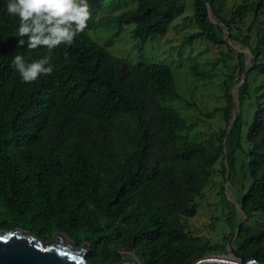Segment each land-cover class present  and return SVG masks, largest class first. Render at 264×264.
Masks as SVG:
<instances>
[{"label":"trees","instance_id":"16d2710c","mask_svg":"<svg viewBox=\"0 0 264 264\" xmlns=\"http://www.w3.org/2000/svg\"><path fill=\"white\" fill-rule=\"evenodd\" d=\"M105 1L89 0L86 28L71 46L51 53L52 74L31 83L20 80L12 56L19 51L31 61L47 53L18 47V20L0 11V227L30 231L45 242L56 232L66 233L77 246H91L89 264H119L122 257L114 247L134 251L141 264H194L213 248L226 247H210L189 234L185 223L196 216V200L217 173L216 165L226 159L235 172L245 123L237 116L231 125L234 103L227 89V104L219 111L230 130L214 135L216 144L188 141L186 119L169 106L181 99L172 68L135 65L108 51L129 25L142 49L150 39L166 36L181 0H139L134 10L91 26ZM193 3L198 31L184 44H224L208 7L231 28L219 0ZM249 12L241 5L233 19ZM254 13L255 24L264 16V0ZM109 25H117V32L105 46L88 34L91 27ZM242 43L249 44V37ZM262 51V46L254 50L250 72L264 75ZM239 72L246 73L242 55ZM194 74L208 77L195 67ZM248 91L247 75L240 101ZM245 140L251 184L241 205L250 219L264 214V104ZM230 220L227 245L240 225ZM234 243L245 261L255 256L264 264V228L243 224Z\"/></svg>","mask_w":264,"mask_h":264},{"label":"rangeland","instance_id":"374dc122","mask_svg":"<svg viewBox=\"0 0 264 264\" xmlns=\"http://www.w3.org/2000/svg\"><path fill=\"white\" fill-rule=\"evenodd\" d=\"M138 1L106 0L104 10L90 21V25L98 23L105 17L118 16L134 10ZM258 2L259 0H219L223 18L231 23V28H227L210 12V22L218 29L224 43L219 46L212 45L206 40L196 41L190 46L184 44L185 37L197 32L198 27L193 18V0H181L178 16L166 36L150 39L142 49L140 40L133 36L135 26L129 25L108 48L113 56L135 65L142 62L163 64L172 68L181 99L170 103L169 106L177 109L186 119L189 128L183 135L188 141L216 144L214 135L223 130H230L231 127L227 125L223 112L219 111L226 106L225 94L227 89L230 90L234 103L233 117L240 116L245 123L242 150H236L237 168L232 172L226 159L216 165L217 173L201 197L196 200L198 205L196 216L185 223L189 234L208 242L210 247L226 246L223 249L213 248L205 257L233 254L226 242L231 233L230 219L234 218L238 224L243 223L247 227L264 228V214H256L249 219L241 205L251 184L245 135L259 105L264 104V75L250 72L253 68L254 50L262 46L264 54V44L261 43L264 16L253 23L254 9ZM244 4L249 7L250 12L242 20H234L235 10ZM116 32L117 25H109L97 29L91 27L88 34L93 41L105 46ZM246 37H249V44L242 43ZM240 55L244 57L246 63V73L243 75L239 72ZM194 67L208 77L204 79L197 77L194 74ZM245 75L249 78V91L243 101H240ZM75 248L79 249L82 246ZM113 250L117 254L119 252L131 254L140 261L134 251L117 247Z\"/></svg>","mask_w":264,"mask_h":264},{"label":"clouds","instance_id":"9594fccd","mask_svg":"<svg viewBox=\"0 0 264 264\" xmlns=\"http://www.w3.org/2000/svg\"><path fill=\"white\" fill-rule=\"evenodd\" d=\"M0 11L18 20L15 36L18 47L43 48L47 53L31 61L19 51L12 56L11 67L25 83L52 74L51 53L62 45L71 46L91 15L89 0H0ZM244 264L262 261L249 256Z\"/></svg>","mask_w":264,"mask_h":264},{"label":"water","instance_id":"95a60500","mask_svg":"<svg viewBox=\"0 0 264 264\" xmlns=\"http://www.w3.org/2000/svg\"><path fill=\"white\" fill-rule=\"evenodd\" d=\"M208 7L213 14L211 7ZM235 120L236 117H233L231 125ZM242 225L243 223L238 226L236 233L229 241L230 252L234 254L238 262L229 256L211 255L200 259L195 264H244V255L234 243ZM69 239L66 233L56 232L50 242H45L30 231L2 230L0 227V264H89L87 256L91 252V246L85 243L82 248L76 249V243L71 239L72 242H70ZM119 254L122 257L119 264H141L131 254L125 252H119Z\"/></svg>","mask_w":264,"mask_h":264},{"label":"bare ground","instance_id":"6f19581e","mask_svg":"<svg viewBox=\"0 0 264 264\" xmlns=\"http://www.w3.org/2000/svg\"><path fill=\"white\" fill-rule=\"evenodd\" d=\"M232 260H235L236 262H238V260H236L235 258H234V254H232L231 256H229Z\"/></svg>","mask_w":264,"mask_h":264}]
</instances>
